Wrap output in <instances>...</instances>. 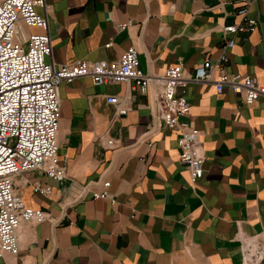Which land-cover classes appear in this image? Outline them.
Segmentation results:
<instances>
[{
  "label": "crops",
  "instance_id": "obj_1",
  "mask_svg": "<svg viewBox=\"0 0 264 264\" xmlns=\"http://www.w3.org/2000/svg\"><path fill=\"white\" fill-rule=\"evenodd\" d=\"M243 6L256 30L236 36L225 71L264 85V0H45L38 12L48 23L54 65L113 61L133 47L146 75L181 64L192 77L220 55L222 28L239 23L235 12ZM157 91L155 80L145 94L125 83L94 86L87 77L59 85L65 177L33 170L14 178L23 205L47 217L23 222L18 251L0 264H240L243 238L264 241V98L246 106L228 89L188 83L190 110L181 120L198 130L204 156L203 176L191 184L178 132L156 121ZM103 182L107 199L87 193L75 202L84 186L95 192ZM35 184L50 194L35 192Z\"/></svg>",
  "mask_w": 264,
  "mask_h": 264
},
{
  "label": "built area",
  "instance_id": "obj_2",
  "mask_svg": "<svg viewBox=\"0 0 264 264\" xmlns=\"http://www.w3.org/2000/svg\"><path fill=\"white\" fill-rule=\"evenodd\" d=\"M39 9H45V0H0V257L18 251V231L23 222H42L47 217L45 212L23 205L15 193L14 178L33 170H40L56 181L65 177L57 143L60 84L87 77L94 86L125 83L130 90L145 94L150 82L155 80L156 121L178 132L179 160L189 170L191 184L203 176L204 156L198 130L181 120L190 110L184 96L188 83L211 84L218 93L228 89L246 106L264 98V85L255 77L225 71L226 51L235 45L236 36L256 30L257 21L249 15L247 6L235 12L239 23L222 28L224 40L217 58L205 59L192 77H185L182 65L177 64L156 78L142 72L133 47L113 61L78 60L54 65L49 61L52 44L48 23ZM129 24V21L119 24L118 29L123 30ZM30 28L39 32L26 33L25 29ZM110 46L111 42L105 45ZM214 73H218L216 78ZM177 89L181 94L176 93ZM106 102L117 107V114L126 113L116 96H108ZM111 144L107 141V145ZM109 186V182H103L95 192H88L84 186L75 202L83 200L87 193L93 200L107 199ZM33 189L41 195L51 192L49 186L39 184ZM239 251L240 264L264 263L263 240L243 238Z\"/></svg>",
  "mask_w": 264,
  "mask_h": 264
}]
</instances>
